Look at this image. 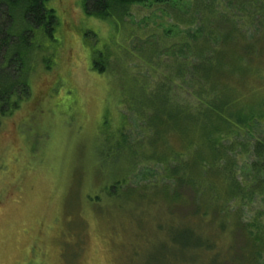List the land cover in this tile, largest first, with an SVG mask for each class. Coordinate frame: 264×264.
I'll use <instances>...</instances> for the list:
<instances>
[{"label":"trees","instance_id":"16d2710c","mask_svg":"<svg viewBox=\"0 0 264 264\" xmlns=\"http://www.w3.org/2000/svg\"><path fill=\"white\" fill-rule=\"evenodd\" d=\"M48 1L0 0V117L12 116L31 97L40 63L46 71L57 64L52 57L60 18ZM148 1L83 0L81 10L124 24L133 6ZM188 12L180 18L187 24L180 48L144 47L148 57L138 58V74L115 69L123 66L122 54L116 62L108 50L94 52L93 69L124 86L122 104L142 132L140 140L127 136L126 114L116 135L104 122L100 141L108 146L99 164L110 163L112 172L120 168L95 202L104 193L107 203L123 199L135 206L133 234L142 244L132 251L134 264H259L264 101L257 84L264 75V0H195ZM256 124L258 135L252 132ZM243 134L250 136L238 142ZM236 148L251 158L241 178L231 156ZM142 159L160 165L168 181L150 195L130 183ZM250 212L254 217L245 219ZM123 213L114 220H126Z\"/></svg>","mask_w":264,"mask_h":264},{"label":"rangeland","instance_id":"374dc122","mask_svg":"<svg viewBox=\"0 0 264 264\" xmlns=\"http://www.w3.org/2000/svg\"><path fill=\"white\" fill-rule=\"evenodd\" d=\"M82 1L47 2L60 18L52 57L57 64L46 71L40 63L31 97L12 116L0 117V264H134L132 251L142 244L133 234V204L107 203L102 192L95 202L98 190L120 168L112 172L110 163L99 164L108 146L100 141L104 122L109 121L107 133L116 135L126 114L127 136L140 140L142 132L135 114L122 104L124 86H114L107 73L93 69V56L99 49L114 58L122 54L123 66L115 69L135 74L143 64L138 58L148 57L144 47L180 48L187 33L180 18L190 16L195 0H149L133 6L124 24L89 16L81 10ZM262 81L264 75L257 84L260 101ZM259 128L253 126L254 135ZM249 136L235 139L244 143ZM231 156L241 178L251 158L237 148ZM138 166L129 175L137 193L150 195L168 182L160 165L145 160ZM112 210L124 211L120 217L126 220H114L119 215ZM253 217L250 212L245 219ZM262 256L259 264H264Z\"/></svg>","mask_w":264,"mask_h":264}]
</instances>
